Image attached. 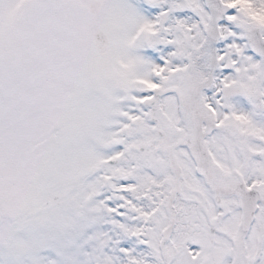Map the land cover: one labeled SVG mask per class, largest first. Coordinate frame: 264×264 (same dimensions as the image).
Segmentation results:
<instances>
[{
    "label": "snow or ice",
    "instance_id": "6c2138e0",
    "mask_svg": "<svg viewBox=\"0 0 264 264\" xmlns=\"http://www.w3.org/2000/svg\"><path fill=\"white\" fill-rule=\"evenodd\" d=\"M0 264H264V0H0Z\"/></svg>",
    "mask_w": 264,
    "mask_h": 264
}]
</instances>
